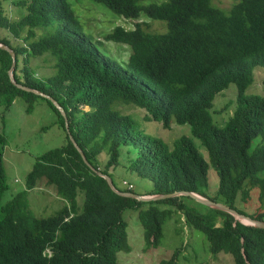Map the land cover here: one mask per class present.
Here are the masks:
<instances>
[{"label": "trees", "instance_id": "1", "mask_svg": "<svg viewBox=\"0 0 264 264\" xmlns=\"http://www.w3.org/2000/svg\"><path fill=\"white\" fill-rule=\"evenodd\" d=\"M91 1L127 20L165 22L166 30L150 32L145 22H137L134 29L117 26L95 41L81 30L72 0H0V30L5 32L0 44L15 53L14 80L52 97L67 115L47 97L14 85V59L0 48L4 109L22 97L32 113L41 99L56 115L45 129L58 126L66 139L37 158L26 190L4 202L9 192L7 141L0 132V264H120L118 252L131 251L123 220L127 210L138 211L145 250L161 244L166 219L175 211L207 236L213 254H228L234 264H264L263 229L188 197L146 203L120 196L86 165L70 138L93 167L111 178L110 169L122 167L152 180L155 188L149 195L194 192L244 214L237 202H248L253 189L264 199V97L246 93L254 83V67H264V0H239L229 13L212 0ZM7 5L16 7L20 16L11 17ZM109 42L128 46V60L110 56L105 47ZM46 55L55 61V74L41 80L31 61ZM232 84L238 92L236 109L219 127L215 100ZM125 105L145 110L165 129L174 123L190 125L209 162L189 136L171 147L137 130ZM102 155L108 159L104 165ZM211 167L220 180L215 196L209 193ZM43 178L65 202L47 218L35 216L28 204L29 191ZM79 192L85 195L81 210ZM248 216L264 221V212ZM177 259L178 252L160 264H177Z\"/></svg>", "mask_w": 264, "mask_h": 264}, {"label": "rangeland", "instance_id": "2", "mask_svg": "<svg viewBox=\"0 0 264 264\" xmlns=\"http://www.w3.org/2000/svg\"><path fill=\"white\" fill-rule=\"evenodd\" d=\"M155 1L162 4L167 0ZM238 2L239 0H212L214 6L226 13H229L233 8L232 6ZM71 4L72 9L79 17L81 30L86 35L92 36L95 41L97 39L104 40V36L110 34L117 26H122L128 30L134 29L137 22H145V28L150 32L160 33L166 30L165 22L147 19H141V21L127 20L116 15L106 6L91 0H72ZM7 8L11 17L20 16V11L16 7L7 5ZM4 36L5 32L0 30V37L3 38ZM105 47L110 52V56L122 62L127 61L131 53V49L123 44L109 42L106 43ZM46 56L47 58L41 57L31 61L36 76L41 80L55 74V69H53L55 61L52 57ZM253 72L254 83L247 89L246 93L264 97V67H254ZM237 93V87L232 84L216 98L213 113L218 126L223 127L229 117L233 115L237 105ZM125 107H127L126 112L133 117L137 130L163 139L171 147L180 137L189 136L193 138L198 147L197 149L209 162L207 150L200 140L192 136L190 125L174 123L170 129H165L162 123L160 124L149 118L145 110L132 105H125ZM27 108L28 103L22 97L16 98L8 110H5L0 103V132L7 141L4 156L9 184V192L5 195L4 202L9 200L13 194L26 190L28 174L33 169L39 156L50 149L61 147L66 141L63 131L58 126L50 127L48 130L45 129L56 121V115L45 101L37 99L32 113H27ZM100 159L103 165L108 161L105 155L100 156ZM110 174L119 189H127V186L134 187L133 191L137 194H148L154 191L155 185L152 180L144 179L138 174H131L122 167L117 168L115 171L112 167ZM219 183L218 173L211 167L209 170V193L211 195H216ZM251 193L252 197L248 202H237L238 207L246 215L263 213L264 200L259 198V190L253 189ZM84 202L85 195L83 192H79L80 210L83 209ZM28 204L35 216L47 218L59 212L65 202L57 196L55 187L47 185L46 179L43 178L39 180L35 189L29 191ZM161 208L165 209L167 207L162 206ZM197 210L207 214L202 206L198 205ZM123 217V220L128 224L127 232L131 251L118 252L120 264H160L163 260L171 259L176 252H178L177 264H234L233 258L228 254H213L207 236L202 231L187 225L186 220H184L185 216L180 212L174 211L166 219L161 244L148 250H145L144 227L139 220L138 211L127 210Z\"/></svg>", "mask_w": 264, "mask_h": 264}, {"label": "water", "instance_id": "3", "mask_svg": "<svg viewBox=\"0 0 264 264\" xmlns=\"http://www.w3.org/2000/svg\"><path fill=\"white\" fill-rule=\"evenodd\" d=\"M0 48H2L4 50H7L11 54L13 59H14L13 66H12V69L10 71V77H11L10 81H12L14 85H16L17 87H19V88H21V89H23L25 91L33 92V93H35L37 95H41L43 97H47L49 100L52 101V103H54L56 105V107L60 110L62 115L65 118H67V115H66L63 107L56 100H54L52 97H49V96H47V95H45L43 93H40V92H38L36 90L30 89L28 87H25V86L17 83V81L14 80L15 79L14 78V68H15V61H16L15 53H14V51L11 48H9L8 46H5L3 44H0ZM68 128H69V125L67 123V129ZM70 138H71V141L73 142L74 146L77 148L76 150L79 151V153L81 154V156H82L84 162L86 163V165L89 168H91V170L93 172H95L99 176L103 177L107 181V183L110 186V188L112 189V191L115 192L116 194L120 195V196H124V197H127V198H132V199L138 200L140 202H146V203H148V202H156V201H161L162 202V200L178 198V197H188V198L193 199L195 202H197V203H199L201 205H204V206H206L208 208L216 209V210H220V211L229 213L230 215H232V217L234 216L237 221H239L240 223H242L244 225L264 230V221L256 220V219H254V218H252L250 216L241 214L238 211L234 210L233 208H231L230 206H228V205H226V204H224L222 202L213 201L211 199L203 197L202 195L194 193V192L177 191V192H174V193H171V194H162V195L161 194H155V195L142 196V195L137 194V193L121 191V190L117 189L114 186L112 178L109 175L104 174L99 169H96L95 167H93L91 165V163H89V161L86 158V155L84 154L83 151H81V148L78 146V144L76 143V141L73 138V136H71Z\"/></svg>", "mask_w": 264, "mask_h": 264}, {"label": "clouds", "instance_id": "4", "mask_svg": "<svg viewBox=\"0 0 264 264\" xmlns=\"http://www.w3.org/2000/svg\"><path fill=\"white\" fill-rule=\"evenodd\" d=\"M127 188L128 189H133L134 187H130V186H127ZM122 191V190H121ZM140 195H142V196H148V195H146V194H140ZM242 214V213H241ZM245 215V214H244ZM248 216V215H247Z\"/></svg>", "mask_w": 264, "mask_h": 264}, {"label": "crops", "instance_id": "5", "mask_svg": "<svg viewBox=\"0 0 264 264\" xmlns=\"http://www.w3.org/2000/svg\"><path fill=\"white\" fill-rule=\"evenodd\" d=\"M149 194V193H148ZM264 200V199H263Z\"/></svg>", "mask_w": 264, "mask_h": 264}]
</instances>
